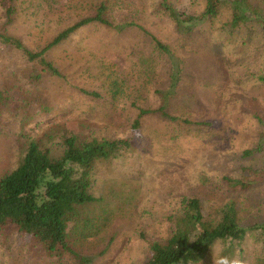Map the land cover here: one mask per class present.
Wrapping results in <instances>:
<instances>
[{
    "label": "rangeland",
    "instance_id": "obj_1",
    "mask_svg": "<svg viewBox=\"0 0 264 264\" xmlns=\"http://www.w3.org/2000/svg\"><path fill=\"white\" fill-rule=\"evenodd\" d=\"M99 1L17 0L16 19L5 26L0 19V31L39 50L59 31L91 15ZM125 1L112 7L110 17L135 21L142 30L81 27L46 54L63 78L43 72V80L26 89L25 107L0 115V176L16 166L22 133L54 157L64 149L63 137L70 135L80 141L128 139L129 149L97 162L91 172L89 193L98 201L81 216L96 218L90 219L87 238L78 234L73 242L89 264L147 263L151 243L172 232L165 218L183 198L199 199L205 220L214 223L231 205L237 223L248 229L241 241H216L197 264H215L220 256L264 264V86H253L264 75V35L259 29L264 4L260 20L250 16L257 25L253 34L249 26L233 36L218 34L222 19L216 18L200 25L201 30L179 35L170 21L153 16L137 0ZM148 34L168 51L157 48ZM254 59L258 63L252 66ZM33 69L41 71L37 65ZM27 70L20 51L0 46L1 88L10 86L12 79L4 85L8 73L19 76ZM81 90L97 92L100 98ZM162 106L175 120L153 113ZM139 109L152 113L141 117L138 131H133ZM20 121L30 123L22 130ZM257 144L260 152L242 158L243 151ZM229 181L251 184L242 189ZM21 243L0 234V264H20ZM34 262L53 264L44 255ZM60 264H71L70 258Z\"/></svg>",
    "mask_w": 264,
    "mask_h": 264
},
{
    "label": "trees",
    "instance_id": "obj_2",
    "mask_svg": "<svg viewBox=\"0 0 264 264\" xmlns=\"http://www.w3.org/2000/svg\"><path fill=\"white\" fill-rule=\"evenodd\" d=\"M16 1H0V19L4 20L3 26L10 25L16 19ZM118 1L122 2L120 6L127 3L125 0H100L91 15L59 31L39 50L29 49L22 40L0 31V46L20 51L24 64L30 69L19 76L15 72L6 76L4 85L7 86L11 79L12 81L8 89L0 86V115L4 111L16 109L19 105L24 108L26 89L42 81L43 72L50 77L63 78L59 70L47 61L46 54L67 41L68 37L81 27L98 24L108 28L138 27L142 30L135 21L119 22L110 17L112 7H119ZM193 1L197 2L137 0L138 4L149 9L153 16H161L170 21L179 35H190L197 31L200 25H208L216 18L222 19L220 26L223 30H219L218 34L229 33L233 36L248 26L249 35L253 34L257 25L252 24L250 16H253V21L256 17L260 20L263 10L261 6L264 4L263 0H198L200 11L197 12L198 5ZM188 2L191 7H188ZM260 22H263V25L259 29L264 35V19ZM148 35L157 48L165 53L168 51L155 36ZM261 37L257 38L261 40ZM247 42L248 40H243V43ZM257 63L258 59H254L252 66ZM34 65L41 68L39 73L33 69ZM247 79L249 77L244 80ZM256 84L264 86V75L257 77L253 86ZM81 91L92 98H100L97 92ZM17 95L23 97L20 99ZM151 113L152 111L139 109L131 124V130L138 131L140 118ZM153 113L161 114L171 121L175 120L164 111L163 106ZM29 123L20 121L22 130L27 128ZM262 132L264 134V126ZM20 136L23 143L16 166L0 176V234L5 238L13 236L22 241L20 249L24 250L18 259L20 264H35L38 255L46 256L53 264H60L65 257L70 258L71 264H89L90 260L74 249L73 242L78 241V234L87 238V232L96 218L81 216L85 207L98 201L89 193L91 172L97 162L114 159L119 153L129 149L130 140L91 138L80 141L75 135H70L63 137L64 149L58 157H54L39 141L24 133ZM261 149L262 146L257 144L254 149L243 151L242 158L251 157ZM229 183L233 187L241 186L242 189L251 184L250 181ZM165 222L170 224L172 232L151 243V256L145 264H197L206 257L216 241H241L248 231L237 223L236 211L231 205L222 209L218 222L206 221L197 198L180 200L176 211L167 216Z\"/></svg>",
    "mask_w": 264,
    "mask_h": 264
},
{
    "label": "clouds",
    "instance_id": "obj_3",
    "mask_svg": "<svg viewBox=\"0 0 264 264\" xmlns=\"http://www.w3.org/2000/svg\"><path fill=\"white\" fill-rule=\"evenodd\" d=\"M215 264H243L242 260L237 257L229 258L227 256H220Z\"/></svg>",
    "mask_w": 264,
    "mask_h": 264
}]
</instances>
